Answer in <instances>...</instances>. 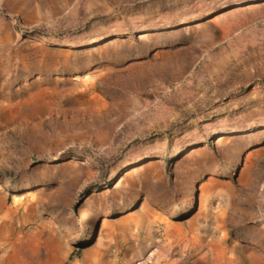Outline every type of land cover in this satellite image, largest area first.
Returning <instances> with one entry per match:
<instances>
[{
  "label": "rangeland",
  "instance_id": "374dc122",
  "mask_svg": "<svg viewBox=\"0 0 264 264\" xmlns=\"http://www.w3.org/2000/svg\"><path fill=\"white\" fill-rule=\"evenodd\" d=\"M0 206L17 264H264V0H0Z\"/></svg>",
  "mask_w": 264,
  "mask_h": 264
},
{
  "label": "crops",
  "instance_id": "0c3cea01",
  "mask_svg": "<svg viewBox=\"0 0 264 264\" xmlns=\"http://www.w3.org/2000/svg\"><path fill=\"white\" fill-rule=\"evenodd\" d=\"M27 216L24 215L25 218ZM35 229L38 228L28 229L23 233L16 218L15 208L0 206V264H17L29 254L32 245L36 244Z\"/></svg>",
  "mask_w": 264,
  "mask_h": 264
},
{
  "label": "bare ground",
  "instance_id": "6f19581e",
  "mask_svg": "<svg viewBox=\"0 0 264 264\" xmlns=\"http://www.w3.org/2000/svg\"><path fill=\"white\" fill-rule=\"evenodd\" d=\"M144 36H145V34L141 33V34L138 35L137 37H138V38H142V37H144Z\"/></svg>",
  "mask_w": 264,
  "mask_h": 264
}]
</instances>
